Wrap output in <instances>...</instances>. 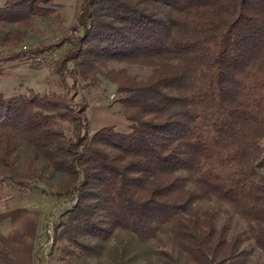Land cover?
Returning <instances> with one entry per match:
<instances>
[{
	"label": "trees",
	"instance_id": "16d2710c",
	"mask_svg": "<svg viewBox=\"0 0 264 264\" xmlns=\"http://www.w3.org/2000/svg\"><path fill=\"white\" fill-rule=\"evenodd\" d=\"M56 0H5L3 31L59 18ZM77 33L0 59L49 62L62 91L0 93V184L71 205L52 248L94 257L113 233L138 247L169 234L195 264H245L242 234L198 202L228 205L264 254V0H80ZM141 65L136 80L108 63ZM115 86L126 130L91 131L79 85ZM0 264H17L0 238Z\"/></svg>",
	"mask_w": 264,
	"mask_h": 264
},
{
	"label": "rangeland",
	"instance_id": "374dc122",
	"mask_svg": "<svg viewBox=\"0 0 264 264\" xmlns=\"http://www.w3.org/2000/svg\"><path fill=\"white\" fill-rule=\"evenodd\" d=\"M5 0H0V7ZM59 18L35 21L31 28L9 26L3 31L21 38L17 48H0V59L19 49L32 48L39 44H55L68 34L79 32L75 17L80 0H56ZM65 46L56 49L40 63V68L27 63L7 62L0 65V93L4 97L24 94L28 90L43 94L47 91H62L49 62L60 57ZM123 69L128 75L144 81L151 74L145 66L110 62L102 71ZM95 87L79 85L76 100L87 104V116L91 131L113 126L126 130V121L120 114L121 106L115 102V86L99 76ZM69 199H57L36 190L19 191L0 184V238L17 264H195L183 248L164 234L162 242H153L146 248L138 247L131 235L120 229L102 243L97 256L71 258L58 247L52 248V232L49 224L54 215L70 207ZM199 210L211 211L215 225H225L229 235L241 233L245 250V264H264V254L256 246L247 224L226 204L215 199L196 204Z\"/></svg>",
	"mask_w": 264,
	"mask_h": 264
}]
</instances>
